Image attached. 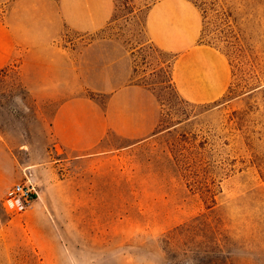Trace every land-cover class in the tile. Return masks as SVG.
I'll return each mask as SVG.
<instances>
[{
    "label": "rangeland",
    "instance_id": "obj_1",
    "mask_svg": "<svg viewBox=\"0 0 264 264\" xmlns=\"http://www.w3.org/2000/svg\"><path fill=\"white\" fill-rule=\"evenodd\" d=\"M157 1L114 0L111 24L71 48L87 83L107 86L83 94L101 107L130 84L156 98L159 127L144 140L109 134L93 152L66 149L51 130L60 103L35 101L14 66L0 70V135L17 168L0 188V264H202L201 248L172 262L161 250L164 234L200 216L229 240L212 257L264 264V0H190L201 42L231 72L223 97L202 104L180 97L173 56L148 40ZM26 175L38 197L14 215L6 194Z\"/></svg>",
    "mask_w": 264,
    "mask_h": 264
},
{
    "label": "crops",
    "instance_id": "obj_2",
    "mask_svg": "<svg viewBox=\"0 0 264 264\" xmlns=\"http://www.w3.org/2000/svg\"><path fill=\"white\" fill-rule=\"evenodd\" d=\"M114 13V0H12L0 9V70L14 66L35 101L60 103L51 130L75 152L98 150L109 134L144 140L159 127L158 101L140 85L117 87L104 108L83 95L107 86L87 83L72 45L106 29ZM145 25L149 42L173 56L171 79L180 97L196 104L223 97L230 66L219 50L201 43L203 18L192 1L158 0L148 8ZM16 169L0 135V188L16 178Z\"/></svg>",
    "mask_w": 264,
    "mask_h": 264
},
{
    "label": "trees",
    "instance_id": "obj_3",
    "mask_svg": "<svg viewBox=\"0 0 264 264\" xmlns=\"http://www.w3.org/2000/svg\"><path fill=\"white\" fill-rule=\"evenodd\" d=\"M212 224L206 218L200 216L192 219L190 223L164 234L161 240V250L166 260L170 262L180 260L181 257L187 255L190 248L194 247L195 249L201 248L206 253L202 260L200 259L202 264H228L229 256H225L223 260H220L210 255L220 252V254H223L229 241L228 237L224 235L225 230Z\"/></svg>",
    "mask_w": 264,
    "mask_h": 264
},
{
    "label": "built area",
    "instance_id": "obj_4",
    "mask_svg": "<svg viewBox=\"0 0 264 264\" xmlns=\"http://www.w3.org/2000/svg\"><path fill=\"white\" fill-rule=\"evenodd\" d=\"M55 151H58L56 147ZM37 197L38 193L27 175L24 181L15 183L6 194V200L14 215L24 214L32 207Z\"/></svg>",
    "mask_w": 264,
    "mask_h": 264
},
{
    "label": "bare ground",
    "instance_id": "obj_5",
    "mask_svg": "<svg viewBox=\"0 0 264 264\" xmlns=\"http://www.w3.org/2000/svg\"><path fill=\"white\" fill-rule=\"evenodd\" d=\"M177 37V36H176Z\"/></svg>",
    "mask_w": 264,
    "mask_h": 264
}]
</instances>
